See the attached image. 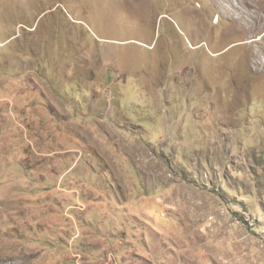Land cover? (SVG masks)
<instances>
[{"label": "rangeland", "instance_id": "rangeland-1", "mask_svg": "<svg viewBox=\"0 0 264 264\" xmlns=\"http://www.w3.org/2000/svg\"><path fill=\"white\" fill-rule=\"evenodd\" d=\"M75 192L165 264H264V0H0V264Z\"/></svg>", "mask_w": 264, "mask_h": 264}, {"label": "crops", "instance_id": "crops-1", "mask_svg": "<svg viewBox=\"0 0 264 264\" xmlns=\"http://www.w3.org/2000/svg\"><path fill=\"white\" fill-rule=\"evenodd\" d=\"M16 149H18V146H14V143H12L6 150L15 151ZM17 169V166H15L11 171L8 170V172H5L4 170L1 177H6L11 180L15 179L13 173L16 172ZM26 171L25 177L31 173H36L37 169L36 167H28ZM33 179L37 181L35 174ZM39 182L41 183L42 189L43 186L49 188L46 185L50 183L52 185L54 184L53 178L51 180L49 176H45L43 180L41 179ZM88 191L96 190L93 188ZM26 192L24 191V193ZM45 193L47 194L48 192L45 191ZM59 194L60 191L54 189V192L50 193L48 196H57ZM96 194L99 195L98 198L101 202V197L104 196V194ZM96 194L92 192H75L71 195L74 201L72 207L84 206L85 208L77 214L78 223L68 219L69 215L66 217L55 212V210L52 209L51 200L46 201V206L50 213V221H39L40 223H45V225H43L44 227L40 225L36 226V224L32 222L29 228L23 230L19 238L22 241L30 242L31 245L38 246L34 263L38 264L39 261H42L44 264H165L162 258H158L156 251L154 253L145 251L142 253L139 249L140 247L142 248L140 244H137V247H139L137 248L133 247L129 242H119L120 239L118 235L125 234L127 237L129 231L140 225H129L125 229L118 228V219L122 218L121 213L116 212L115 215L111 217L110 214L104 213L101 205L98 207V204L93 203L92 196ZM113 201V205L118 206L115 197ZM86 205L88 207H86ZM118 209H120V207ZM105 210L107 211L108 209L105 208ZM31 211V214L34 216L33 220H36V212L39 213L40 206H38V208L36 206V209H32ZM58 215H61V223H58ZM102 218H104L103 223L100 222ZM70 239L74 241L73 244H71ZM69 244L70 246H68ZM158 247L159 245H154L155 249ZM152 254L156 255V257L153 258L151 256Z\"/></svg>", "mask_w": 264, "mask_h": 264}, {"label": "bare ground", "instance_id": "bare-ground-1", "mask_svg": "<svg viewBox=\"0 0 264 264\" xmlns=\"http://www.w3.org/2000/svg\"><path fill=\"white\" fill-rule=\"evenodd\" d=\"M249 8H253L252 6L248 5ZM239 13V12H238ZM249 15V14H248ZM251 16V15H250ZM248 23V21H246ZM257 30V27L255 28ZM259 29V28H258ZM250 43L254 42V40L249 41ZM260 65V64H259Z\"/></svg>", "mask_w": 264, "mask_h": 264}]
</instances>
